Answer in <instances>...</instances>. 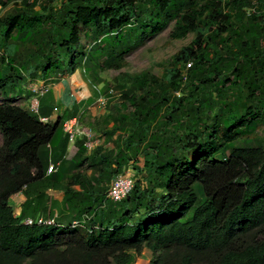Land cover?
I'll return each instance as SVG.
<instances>
[{
	"label": "trees",
	"instance_id": "16d2710c",
	"mask_svg": "<svg viewBox=\"0 0 264 264\" xmlns=\"http://www.w3.org/2000/svg\"><path fill=\"white\" fill-rule=\"evenodd\" d=\"M171 24V39H194L161 76L106 87L93 150L63 128L78 104L43 123L61 105L52 90L39 114L13 102L38 78L122 69ZM82 27L99 64L76 54ZM0 98V264H132L145 249L150 264H264V147L233 144L264 121V0H0ZM136 164L132 191L110 199ZM39 216L55 224H24Z\"/></svg>",
	"mask_w": 264,
	"mask_h": 264
},
{
	"label": "rangeland",
	"instance_id": "374dc122",
	"mask_svg": "<svg viewBox=\"0 0 264 264\" xmlns=\"http://www.w3.org/2000/svg\"><path fill=\"white\" fill-rule=\"evenodd\" d=\"M16 4L20 5L21 3L19 2ZM172 29L173 25L171 24L162 33L145 37L141 46L132 50L127 55L122 69H101L99 75L96 76L89 69L80 66L74 75L64 77L57 86L52 82H45L42 78H38L34 80L35 82L32 81L34 84L31 81L27 82L23 86L25 93L21 96H13V102L20 107L32 109L34 103H37V96H40L38 92L41 91L43 84L50 83L52 85V93L49 95V99H54L56 97L58 100L60 99V104L61 100L63 102V104L57 105V117L63 114L66 105L73 106L75 103L78 104L80 106V111L77 117L81 129L89 133L92 139H95L98 134H100L99 127L103 124V116L108 113L107 107L105 108L98 103V99L101 97L108 98L106 95L107 92L105 91L106 87L110 84H116L115 81L118 80L126 82L127 76L141 73H158V75L161 76L164 69L170 67L173 55L183 47L189 45L195 37V34L191 33L184 39L173 40L170 37ZM95 39V30L92 27H82L81 48L76 49V54L85 53V56L95 58L94 64H99L100 60L93 55L91 50V46ZM98 78L103 82L99 83ZM112 89L111 94H113L114 99H117L118 93L116 89ZM26 91H30L32 95L29 96ZM40 98L41 97L38 99ZM89 98H93L94 100L91 106L87 103ZM1 101L2 99L0 98V102ZM258 117L259 119L264 117L263 110L258 114ZM248 125L249 124H246L243 128H247L250 132L240 135V137L233 142L234 146L245 147V143L248 142L247 147H264V121H261L256 128L253 126L249 128ZM2 142L3 140L0 132V146ZM136 168H139L138 164L133 165L129 169V173L134 177H138ZM152 259V252L145 249L141 255L135 257L132 264H150Z\"/></svg>",
	"mask_w": 264,
	"mask_h": 264
},
{
	"label": "built area",
	"instance_id": "2783aa9c",
	"mask_svg": "<svg viewBox=\"0 0 264 264\" xmlns=\"http://www.w3.org/2000/svg\"><path fill=\"white\" fill-rule=\"evenodd\" d=\"M60 1H67V0H60ZM253 11L254 10H250L249 13ZM34 82L32 83L34 84ZM51 89H52V85L50 83L43 84L41 91L38 92L40 96H37V100H36L37 103L36 104L34 103L31 109L34 113L39 114V99L38 98L47 94ZM98 103H100L101 106L106 107L107 100L106 98L101 97L100 99H98ZM40 121L43 123H48L49 119L40 117ZM63 128H64V131L67 133L71 144H74L79 137H86L88 142L92 140V137L90 136V134L84 131L83 129H81L78 118L69 119L68 121L64 123ZM56 171H57L56 165L51 163L48 167V174L54 173ZM129 172L130 170L124 173H121L113 179L111 186H110V190L108 192V197L110 199L114 201H121L124 198H126L127 195L132 191L134 184H135V178ZM24 224L28 226H34V225L50 226V225L55 224V219H46L42 216H39L36 218L29 217L25 219ZM78 226H80L79 222H75L73 224V227H78Z\"/></svg>",
	"mask_w": 264,
	"mask_h": 264
},
{
	"label": "crops",
	"instance_id": "0c3cea01",
	"mask_svg": "<svg viewBox=\"0 0 264 264\" xmlns=\"http://www.w3.org/2000/svg\"><path fill=\"white\" fill-rule=\"evenodd\" d=\"M57 101H60V99L59 100L57 99ZM61 104H63L62 100H61ZM66 107L71 108L72 106L66 105L65 108ZM57 112H58V108L54 109L51 116L45 117V118H49L50 121L53 122L57 118V115H56ZM102 142H103V139H101L100 134H98V136L95 139H92L87 145H88L89 150H93L96 146L100 145ZM49 194L53 195L59 201H61L63 198L62 192L50 191ZM23 201L24 199L21 194H17L11 199V203L14 204L16 212L19 211Z\"/></svg>",
	"mask_w": 264,
	"mask_h": 264
},
{
	"label": "clouds",
	"instance_id": "9594fccd",
	"mask_svg": "<svg viewBox=\"0 0 264 264\" xmlns=\"http://www.w3.org/2000/svg\"><path fill=\"white\" fill-rule=\"evenodd\" d=\"M40 100V99H39ZM42 118V117H41ZM43 118H45V117H43ZM76 118H78V117H76ZM49 119V118H48ZM49 122H50V119H49ZM89 142H87V144H88Z\"/></svg>",
	"mask_w": 264,
	"mask_h": 264
}]
</instances>
